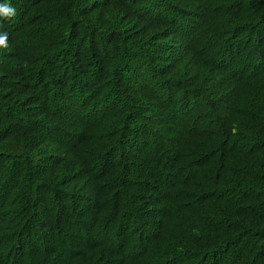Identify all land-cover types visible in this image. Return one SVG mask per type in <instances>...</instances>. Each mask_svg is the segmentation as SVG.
Here are the masks:
<instances>
[{
	"label": "trees",
	"instance_id": "16d2710c",
	"mask_svg": "<svg viewBox=\"0 0 264 264\" xmlns=\"http://www.w3.org/2000/svg\"><path fill=\"white\" fill-rule=\"evenodd\" d=\"M0 264H264V0H0Z\"/></svg>",
	"mask_w": 264,
	"mask_h": 264
},
{
	"label": "clouds",
	"instance_id": "9594fccd",
	"mask_svg": "<svg viewBox=\"0 0 264 264\" xmlns=\"http://www.w3.org/2000/svg\"><path fill=\"white\" fill-rule=\"evenodd\" d=\"M0 11H3L5 16L15 15L14 10L11 8L0 9ZM0 46H6V35L0 36Z\"/></svg>",
	"mask_w": 264,
	"mask_h": 264
}]
</instances>
